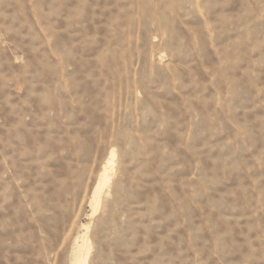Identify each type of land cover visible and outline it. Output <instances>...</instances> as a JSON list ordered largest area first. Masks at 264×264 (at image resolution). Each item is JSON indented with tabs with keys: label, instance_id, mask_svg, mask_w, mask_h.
<instances>
[{
	"label": "rangeland",
	"instance_id": "374dc122",
	"mask_svg": "<svg viewBox=\"0 0 264 264\" xmlns=\"http://www.w3.org/2000/svg\"><path fill=\"white\" fill-rule=\"evenodd\" d=\"M79 248L264 264V0H0V264Z\"/></svg>",
	"mask_w": 264,
	"mask_h": 264
},
{
	"label": "bare ground",
	"instance_id": "6f19581e",
	"mask_svg": "<svg viewBox=\"0 0 264 264\" xmlns=\"http://www.w3.org/2000/svg\"><path fill=\"white\" fill-rule=\"evenodd\" d=\"M113 155H114V153L111 155V157H113ZM112 161H113V160L111 159V160L109 161L110 164H108V165L113 166V165H112ZM108 165H107V166H108ZM106 169H108V167H107V168H106V167L104 168V173H105V175L108 174L107 171H106ZM108 171H109V169H108ZM92 206H93V204H92ZM95 206H96V205H95ZM93 208H94V207H93ZM84 229H85V228H84ZM84 243H85V241H84ZM78 246H79V245H78ZM80 247H82V246H80ZM82 252H83L82 248L76 249V252H75V255H74V256H75V260H76V262H75V260H74V262H75L74 264H79V263L82 264V262L84 261V260L82 259V258H83V257H82V255H83ZM84 255H85V254H84Z\"/></svg>",
	"mask_w": 264,
	"mask_h": 264
}]
</instances>
